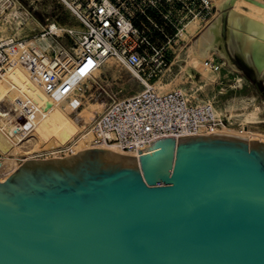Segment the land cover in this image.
<instances>
[{
	"label": "water",
	"instance_id": "obj_1",
	"mask_svg": "<svg viewBox=\"0 0 264 264\" xmlns=\"http://www.w3.org/2000/svg\"><path fill=\"white\" fill-rule=\"evenodd\" d=\"M0 264H264V142L27 160L0 182Z\"/></svg>",
	"mask_w": 264,
	"mask_h": 264
},
{
	"label": "built area",
	"instance_id": "obj_2",
	"mask_svg": "<svg viewBox=\"0 0 264 264\" xmlns=\"http://www.w3.org/2000/svg\"><path fill=\"white\" fill-rule=\"evenodd\" d=\"M63 1L82 25L74 54L61 55L53 46L57 36L52 24L39 33L51 39L45 48L35 44L40 40L37 34L16 37L13 27H26L29 20L40 25L31 12L34 2L28 7L21 0H0V29L10 30L0 37V79L18 63L33 73L48 95L66 97L76 111L92 102L101 104L102 112L87 127L92 143L117 146L123 152L138 153L150 147V141L164 137L178 140L201 135L202 130L222 129L224 124L215 115L214 100L202 99L200 91L192 87L183 92L159 90L156 86L167 84L177 72L174 65L178 58L171 54L172 41L166 30L173 26L174 14L188 7L187 0ZM109 63L126 67L142 89L121 98V89L100 85L103 74L97 78L92 71ZM205 65L213 72L219 70L212 60H206Z\"/></svg>",
	"mask_w": 264,
	"mask_h": 264
},
{
	"label": "bare ground",
	"instance_id": "obj_3",
	"mask_svg": "<svg viewBox=\"0 0 264 264\" xmlns=\"http://www.w3.org/2000/svg\"><path fill=\"white\" fill-rule=\"evenodd\" d=\"M212 1L222 13L218 14L216 21L203 30L201 36L184 52L185 59L181 62L186 65H180L167 84L156 85L159 90L181 89L186 92L183 85L191 81L192 88L202 92L207 101L212 102L216 95H209L206 88L213 87L219 74L207 67L205 62L212 58V52H216L232 63L227 45L255 76L264 77V0ZM33 24L36 26L35 22L28 21V27L32 28ZM198 26L197 21L191 23L190 32H199ZM51 27L57 37H61L63 31L67 32L56 24ZM5 32L2 27L0 34ZM50 43L51 39L42 35L35 44H41L45 48ZM105 68L111 67L107 64ZM94 69V76L102 74L101 68ZM33 77L31 71L15 63L0 79V182L8 179L28 159L42 153H46L44 159H59L58 150L62 145L69 148L65 154L67 157L93 148L109 149L138 157L136 151L123 152L117 146L93 144L85 147L86 141L93 142L87 127L102 112V105L88 104L85 110L83 107L78 113V117L73 118L71 115L74 105L66 101V97L57 95L53 98L48 95ZM223 109L215 107V115L220 121L227 117L231 127L223 126L222 129L212 132L202 130L201 135L213 133L231 135L249 142H264L263 128L256 127L264 124L263 110L260 107L239 98L229 101L226 110ZM235 122L239 123V129L232 128Z\"/></svg>",
	"mask_w": 264,
	"mask_h": 264
},
{
	"label": "rangeland",
	"instance_id": "obj_4",
	"mask_svg": "<svg viewBox=\"0 0 264 264\" xmlns=\"http://www.w3.org/2000/svg\"><path fill=\"white\" fill-rule=\"evenodd\" d=\"M21 1H23L25 6L28 7L31 3L34 2L30 5L31 12L33 16L39 21L40 25L36 27L33 26L35 28L19 25L16 29L13 27L12 33L15 34L16 37L20 38L30 37L35 34L38 35L35 37L40 38L41 35L39 33L46 25L56 23L57 26L65 28L67 32L64 33L63 31L61 37H55L53 46L56 47V50L61 55L64 53L74 54L75 50H77L79 47L82 37V25L77 14L74 13L63 0ZM187 5L188 7L185 8L182 12L174 14L172 18L173 26H170V28L166 30L167 38L171 39L172 41L171 54L173 57L178 58V61H176L175 65L176 67L174 69L176 71L178 70L180 65H186V63L181 62L185 59L184 52L189 47H191L192 44L201 36V32H203V30L208 28L211 23H214L216 21V19L218 18V14L222 13V11H220L219 8L214 5L212 0H187ZM48 20L50 22H48ZM196 21L199 25L198 29L200 28L199 30H197L199 32H190L189 25ZM5 30L6 32L4 34H0V37H4L8 33H10V30H8L7 28H5ZM33 38H30V40H33ZM227 47L231 55L232 63H230L226 58V60L224 59V57L222 58V56L216 52H212V58L207 59L210 61H214L219 68L218 72H216L219 74L217 82L213 84V87L208 86L206 88L208 94L216 95L214 101L217 108H224L223 110H226V106L229 104V101L244 98L250 103L253 102L258 107H260L263 110L264 115V77L258 78L257 76H255L254 72L248 66H246L243 62H240V58L230 49L228 45ZM109 65L111 68L106 69L104 67L102 69L103 75L100 79L102 83L99 82L100 85L105 87L111 86L114 88V90H117V88L121 89V98L133 96L137 91H140L142 89V85L134 79L132 73L126 67L112 63H109ZM99 77L100 76H98L97 78ZM183 87L190 88L193 86L191 84V81H188L183 85ZM199 95L202 99H206V96L202 92H200ZM90 104H93V102ZM86 106H88V104L84 106V110ZM81 111L82 108L77 111L74 110L71 116H73V118H76L78 117V113H80ZM222 121L224 126L231 127L229 121L227 120V117L223 118ZM256 127L263 128L264 133V124L257 125ZM232 128L239 129V123L235 122V125L232 126ZM91 145H93L92 142L86 141L85 147ZM68 149L69 148H66L62 145V148L60 147V149L58 150V158L63 159L67 157L65 154ZM1 158L2 157L0 156V159ZM44 158H46V153H42L41 155H37L31 159L45 160ZM25 159L27 160V158Z\"/></svg>",
	"mask_w": 264,
	"mask_h": 264
}]
</instances>
